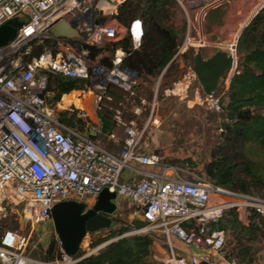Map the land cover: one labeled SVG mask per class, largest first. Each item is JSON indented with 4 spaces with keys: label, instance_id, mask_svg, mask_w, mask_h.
I'll list each match as a JSON object with an SVG mask.
<instances>
[{
    "label": "built area",
    "instance_id": "obj_1",
    "mask_svg": "<svg viewBox=\"0 0 264 264\" xmlns=\"http://www.w3.org/2000/svg\"><path fill=\"white\" fill-rule=\"evenodd\" d=\"M124 1L0 0V26L12 19L20 23L12 40L0 46V220L12 217L20 227L28 228L26 234L11 229L0 233V264L78 261L79 258L66 255L58 241V257L50 262L38 261L27 251L29 238L35 226L52 222L50 210L55 204L75 201L86 212L104 188L135 208L133 226L135 220L143 223L134 228L135 233L162 236L167 246L162 264H213L214 255L223 253L225 233L212 229L211 225L227 210H234L242 223L247 222L252 211L264 224V199L214 186L187 163L166 162L158 152L141 151L144 131L157 104L154 95L141 128L133 121H122L121 112L116 111L115 120L123 125L125 135L118 152H109L93 139L102 133V122L96 113L99 104L111 101L107 86L113 84L132 97L141 84L133 71L120 66L125 55L121 50L114 51L111 67L107 68L97 63V58L90 60L88 52L80 48V45L100 47L123 37L126 30L113 16ZM174 1L185 19V31L173 57L178 58L190 48L199 50L208 46L202 23L208 11L227 0ZM101 17L105 18L103 24L98 23ZM63 19L81 32L75 47L69 44V38L48 33ZM129 33L132 47L137 48L142 33L138 20L131 23ZM44 40L57 44V51L46 49L25 60L32 45ZM227 51L231 66L224 76H228L226 84L236 71L235 40ZM47 73L88 81L86 90L92 93L94 118L82 108L70 105L65 108L85 121L83 130L69 128L56 118L58 103H49L52 94L47 90ZM159 80L160 76L156 85ZM168 88H179L177 95H183L187 101L192 96L213 113L222 112L218 88L210 94L203 93L192 68H187ZM139 104L142 106L144 100L140 99ZM107 137L117 140L112 133ZM134 164L153 169L141 171ZM125 170L139 178L123 181L121 174ZM211 197L215 200L211 201ZM173 238L198 252L179 253L172 246ZM229 264L237 263L230 260ZM259 264H264V258Z\"/></svg>",
    "mask_w": 264,
    "mask_h": 264
},
{
    "label": "trees",
    "instance_id": "obj_2",
    "mask_svg": "<svg viewBox=\"0 0 264 264\" xmlns=\"http://www.w3.org/2000/svg\"><path fill=\"white\" fill-rule=\"evenodd\" d=\"M176 8L174 0H125L113 16L126 30L123 37L107 44L105 50V46L80 45V48L88 52L90 60L107 51V55L100 59V64L107 68L111 67L114 51L119 49L125 54L120 64L122 68L133 71L145 83H151L160 76L164 85L171 86L181 78L179 63L185 70L193 69L197 52L190 48L180 57L173 58L183 37V28L176 30L172 23ZM134 20L140 22L142 32L137 48L132 47L129 33ZM46 49L52 53L57 51L53 41L44 40L32 45L25 60L37 57ZM236 50V71L221 99L222 112L218 114L219 119L225 120L228 126L221 130L202 174L214 186L264 199V7L241 30ZM87 87L88 81L85 79L47 73V90L52 94L49 100L51 105L58 103L61 96L71 91L86 90ZM106 93L111 101H101L96 111L102 122V133L93 139L99 144L103 137L110 133L115 135L120 130L125 138L124 127L115 120V113L117 110L121 113L124 111L121 103L131 108L138 106L141 99L137 91L128 97L126 92L113 84L107 86ZM55 116L69 128H84L85 121L77 118L74 111L64 109ZM120 118L124 121L122 116ZM211 227L231 237V241L224 244V247H228V252L223 253L226 257L233 258L237 264H258L259 250L264 247V224L258 214L249 211L247 222L242 223L234 210H227ZM128 230L129 226L105 229L103 231L107 234L91 241L88 247L94 248ZM156 237L160 236L127 235L73 264H162L151 258V247ZM58 255V243L52 240L41 249L40 259L54 261ZM83 255L84 252L79 249L73 257L80 258Z\"/></svg>",
    "mask_w": 264,
    "mask_h": 264
},
{
    "label": "rangeland",
    "instance_id": "obj_3",
    "mask_svg": "<svg viewBox=\"0 0 264 264\" xmlns=\"http://www.w3.org/2000/svg\"><path fill=\"white\" fill-rule=\"evenodd\" d=\"M239 6H241L243 10L246 9L247 11L244 15L242 13L241 26L244 28L256 15V13L264 7V0H240ZM172 23L176 30H181V28H183V36L185 31V19L178 7L175 10L174 16L172 18ZM54 32L56 36L69 38V44L73 47H75L74 43L80 40L79 38L81 32L79 28H73L66 19L59 21L54 26ZM237 38L235 39L236 61L238 56L236 50ZM107 44L108 43L105 42L102 45L103 47L105 46L104 50L108 46ZM57 48L58 45L56 44V50ZM196 50L197 49H194V51ZM201 52L203 53V55H205V52H207V50L203 49V51ZM106 55L107 51H104L101 56L97 57L98 61L96 62L100 63V59L102 58V56ZM179 69H181L179 75L180 77H182L186 72L185 68L182 67V63H179ZM227 78L228 76L223 78V80L219 83L218 89L216 90V93L220 95L221 99L224 98V94L228 89V85L226 88H224ZM139 81L141 82V86L137 85L138 87L140 86V89L137 90V92L138 95L144 100V104L142 106L141 104H139L137 108L124 107V111L121 113L124 121H133V124L137 128H141L147 120L150 109V102L154 95L155 102L157 104L153 111L152 117L146 126L145 135L147 136H145V140L147 141L149 139L150 134V139H152L153 144L155 143L157 152L161 154L166 162L187 163L188 165L193 166V168L197 172L202 173V169L211 159L210 154L212 147L217 143L220 132L222 129H224L221 128L220 123L227 122L225 120H220L218 114L205 109L203 104H198L197 100H194L192 96L188 101L179 103L177 99H175V95H172L177 94L178 92H164L165 89H169V85H164L163 81L161 80H159V83L157 85V79H155L151 83H145L141 80ZM79 102L81 105L79 104ZM195 103H197L198 105ZM75 104L78 108L84 109L92 119L94 118L95 109L93 108L92 93H90V90H84L83 93L79 94L69 93V95L61 96L60 100L58 101V105L55 106L54 113L56 114L57 112L64 110L69 105L75 106ZM135 109H137L136 112ZM148 141L151 142L150 140ZM214 200L215 198L211 197V201ZM115 203L116 210L112 214L113 220L116 222L115 227L118 228L120 226H129V230L124 235L137 234L134 232V226L131 222L134 216L135 208L128 201L122 198H116ZM34 228V232L29 238L27 251H29V255L32 258L38 261H42L40 259L41 249L45 248L50 241H57V238L53 230L52 222L40 224L38 226H35ZM7 229L18 230L23 234H26L28 230L26 226L20 227V225L16 224L12 217H9L6 220H0V233ZM105 234H107V232L103 230L99 233L86 234L80 244L79 249L84 252V255L90 252H93L94 254L97 253L99 250L97 252L94 251L103 243L94 248H89L88 245L91 241L101 238L105 236ZM155 234L152 233V235ZM228 240L231 241V237L229 236V234H225L226 244ZM222 252H228L227 245L226 247H224V250ZM258 257L259 262L264 258V247L259 250Z\"/></svg>",
    "mask_w": 264,
    "mask_h": 264
},
{
    "label": "water",
    "instance_id": "obj_4",
    "mask_svg": "<svg viewBox=\"0 0 264 264\" xmlns=\"http://www.w3.org/2000/svg\"><path fill=\"white\" fill-rule=\"evenodd\" d=\"M104 21V17L98 19L99 24H103ZM19 26L20 23L16 19L9 20L0 26V46L12 40ZM48 33L55 35L54 27ZM230 66L231 58L224 52H216L211 57L203 59L201 52L197 51L193 59V71L203 93L210 94L215 91L218 88L220 79L223 78L225 71ZM220 126L225 128L228 124L221 122ZM115 200L116 194L104 188L97 195L93 206L86 212H83L84 206L75 201L60 202L51 208L50 216L53 230L60 247L66 255H76L86 234L115 226V221L110 218L116 210ZM142 225L143 223L140 220L134 221L135 229L140 228ZM124 236L127 235L123 234L106 241L94 252ZM92 254L94 253L90 252L79 259Z\"/></svg>",
    "mask_w": 264,
    "mask_h": 264
},
{
    "label": "crops",
    "instance_id": "obj_5",
    "mask_svg": "<svg viewBox=\"0 0 264 264\" xmlns=\"http://www.w3.org/2000/svg\"><path fill=\"white\" fill-rule=\"evenodd\" d=\"M239 3L240 0H227L219 7V9L217 7L207 12V15L202 23V31H203V37L207 42L208 46L197 50L200 52L203 51V49L207 50V52H205V55H203V53L201 52L203 59H207L211 57L216 52L226 53L227 46L232 44L234 40L238 37V34L243 29V27L241 26L242 13L244 15L247 12L246 9L243 10V8L239 6ZM227 85L228 84H226V87ZM140 86L137 88V90L140 89ZM73 92L75 93L78 91H73ZM172 95H175L174 97L175 99H177L179 103L187 101L183 95H177V94H172ZM75 106L77 107L76 104ZM145 132L146 129L144 131V138L142 140L141 151L144 153L151 151L157 152V147L155 143L154 144L152 143V139H150L151 138L150 134L148 140H150L151 142L145 140V136H147L145 135ZM115 135L114 136L117 140H110L108 137L105 138L103 137V139L100 140L101 142L100 144L102 145V147H104L106 150L112 153H116L119 151L121 146V140L124 137L122 130L117 132V134L115 133ZM133 166L137 169H140L141 171H152L153 169L151 167H140L137 164H134ZM138 178L139 175L132 174L128 170H125L121 174V179L123 181H132ZM172 246L176 251L185 255L196 252L193 248L189 247L187 244H184L174 238L172 239ZM220 254L217 256L214 255V258L216 260L213 264H229L230 260H234L226 257L223 253ZM166 255H167V246L165 244L164 239L162 238V236L156 237L151 247V258L155 261L162 263V260L166 257ZM259 263L260 262L258 261V264Z\"/></svg>",
    "mask_w": 264,
    "mask_h": 264
},
{
    "label": "bare ground",
    "instance_id": "obj_6",
    "mask_svg": "<svg viewBox=\"0 0 264 264\" xmlns=\"http://www.w3.org/2000/svg\"><path fill=\"white\" fill-rule=\"evenodd\" d=\"M225 87H226V84H225L224 88H225ZM164 92H166V93H175V92H179V88H175V89H173V90L165 89Z\"/></svg>",
    "mask_w": 264,
    "mask_h": 264
},
{
    "label": "flooded vegetation",
    "instance_id": "obj_7",
    "mask_svg": "<svg viewBox=\"0 0 264 264\" xmlns=\"http://www.w3.org/2000/svg\"><path fill=\"white\" fill-rule=\"evenodd\" d=\"M225 73H226V71H225ZM225 73H224V76H225ZM224 76H223V78H224ZM223 78L220 79L219 83L223 80ZM218 86H219V85H218ZM110 218L113 219V215H111Z\"/></svg>",
    "mask_w": 264,
    "mask_h": 264
}]
</instances>
